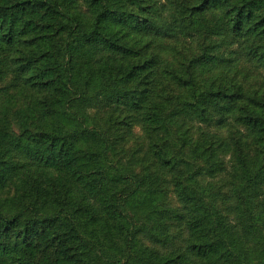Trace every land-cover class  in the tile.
Segmentation results:
<instances>
[{
  "label": "trees",
  "instance_id": "trees-1",
  "mask_svg": "<svg viewBox=\"0 0 264 264\" xmlns=\"http://www.w3.org/2000/svg\"><path fill=\"white\" fill-rule=\"evenodd\" d=\"M0 264H264V0H0Z\"/></svg>",
  "mask_w": 264,
  "mask_h": 264
},
{
  "label": "rangeland",
  "instance_id": "rangeland-1",
  "mask_svg": "<svg viewBox=\"0 0 264 264\" xmlns=\"http://www.w3.org/2000/svg\"><path fill=\"white\" fill-rule=\"evenodd\" d=\"M135 129H136V131L138 130L137 127H136ZM173 203H174V204L178 203V201H177V199H176L175 197L173 198Z\"/></svg>",
  "mask_w": 264,
  "mask_h": 264
}]
</instances>
